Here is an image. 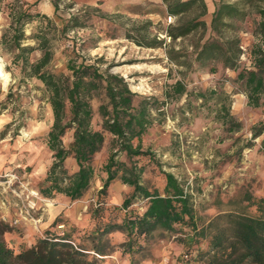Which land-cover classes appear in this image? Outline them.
<instances>
[{
  "label": "rangeland",
  "instance_id": "rangeland-1",
  "mask_svg": "<svg viewBox=\"0 0 264 264\" xmlns=\"http://www.w3.org/2000/svg\"><path fill=\"white\" fill-rule=\"evenodd\" d=\"M204 1L206 12L201 18L206 22L205 30L170 40L165 28L178 17L155 10L157 4L163 6L162 0H0V57L10 75L7 82L0 79V222L8 224L3 238L15 251L33 245L48 232L61 234L73 229L75 242L80 240L84 231L94 226L89 210L99 204L106 177L102 163L110 134L92 157L94 175L80 198L71 200L60 192L44 196L39 191L53 160L47 145L53 121L51 106L44 84L29 67L43 54L44 48L39 45L42 37L47 39L51 53L46 63L49 70L66 72L67 57L75 52L78 60L95 62L101 70L121 75L135 92L134 104L146 101L151 123L142 134L141 144L154 158L143 159L142 177L149 185L161 190L163 177L159 169L173 172L189 185L195 207L205 221L220 208H234L228 200H238L245 190L256 195L264 193V149L260 146L261 136L251 139L250 130L254 122L264 120V109L249 105L240 82L235 80L238 70L250 65L249 48L256 40L253 28L257 15L250 6L243 5L248 11L245 18L234 21L235 28L222 32L225 37H239L242 52L237 68L225 67L219 60L202 64L194 58L193 45L201 36L203 40L211 34V13L219 0ZM20 8L29 14L22 24L21 44L33 46L23 55L29 62L25 70L11 39L15 23L10 26V20L15 13L9 12ZM195 12L193 8L182 18ZM71 15H78L84 25L63 31L62 23ZM142 34L145 40L153 35L164 37L182 55L175 61L168 57L165 46L137 44L136 39L144 40ZM175 80L183 82L187 93L174 90ZM202 91L205 97L199 95ZM104 98L103 93H95L90 100L94 127L99 124L98 105ZM221 105L226 109L218 111ZM225 111L239 123L238 127L234 125L235 129L230 130V123L223 122ZM71 138L72 131L68 130L62 140L66 144ZM249 140L252 144L247 145ZM119 156L124 158L123 154ZM64 164L68 171L77 168L71 156ZM131 188L114 178L103 197L105 204L120 206ZM144 200H136L129 208L142 210ZM54 219L59 220L57 224H52ZM108 236L115 247L106 255H96L101 264H195L193 259L188 260L190 252L181 240V232L155 231L137 253L126 252L118 245L126 238L123 232ZM192 244L195 252L206 242Z\"/></svg>",
  "mask_w": 264,
  "mask_h": 264
},
{
  "label": "trees",
  "instance_id": "trees-1",
  "mask_svg": "<svg viewBox=\"0 0 264 264\" xmlns=\"http://www.w3.org/2000/svg\"><path fill=\"white\" fill-rule=\"evenodd\" d=\"M161 4L163 6L157 4L156 11L178 17L165 28L170 40L195 30H205L206 22L201 18L206 12L204 0H162ZM243 5L250 6L257 15L253 28L256 40L249 48L250 65L241 67L235 80L240 82L247 103L264 109V0L216 2L210 18L211 34L203 40L201 36L194 43L193 55L202 64L219 60L225 67L237 68L242 52L239 37H225L222 32L228 27L235 28L234 21L245 18L248 11ZM193 8L195 14L183 19L182 15ZM9 13H15L10 20V26L15 23L11 39L22 57V69L25 70L29 62L23 55L33 49L32 45L21 44L24 35L22 24L29 14L22 8ZM78 18V15L69 16L62 23V30L84 25ZM142 37L144 40H135L137 44L165 46L171 60L177 61L182 55L179 48L175 50L164 37L153 35L150 40H145L144 34ZM39 43L44 48L43 54L29 67L44 84L53 114L47 132V145L53 160L39 184V191L44 196L60 192L71 200L80 198L94 175L92 157L103 146L106 135L110 134L108 152L102 163L106 177L100 189L99 204L89 210L94 226L84 231L77 242L73 229L61 234L48 232L33 245L15 251L3 238L8 224L0 222V264H101L96 255H106L115 247L109 241V234L123 232L126 238L118 245L126 252L137 253L149 243L155 231L181 232L184 235L181 240L190 252L188 260L193 259L195 264H264V193L256 195L245 190L238 200H228L234 208L224 211L220 208V212L205 221L195 207L189 185L183 184L173 172L159 169L163 177L161 190L149 185L142 177L145 169L143 159L154 158L153 153L143 149L141 144L142 134L151 123L146 101L139 100L134 104L135 92L121 75L101 70L95 62L78 60L75 52L67 57L66 72L49 70L46 63L51 53L46 46L47 39L42 37ZM173 87L177 93H187L181 80H175ZM95 93H103L105 97V101L98 105L99 124L96 127L92 126L90 102ZM199 95L205 97L206 93L202 91ZM225 109L221 105L218 111ZM224 115L223 122L230 123V130L239 126L228 111ZM68 130L72 131V138L65 144L62 138ZM250 130L251 139L261 136L260 146L264 149V120L254 122ZM252 141L249 140L247 145ZM69 156L77 165L73 171H68L64 164ZM116 177L132 188L120 206H109L103 197ZM138 199H145L142 210L129 208ZM241 201L245 204L238 205ZM57 221L54 219L52 224H57ZM201 241L206 242L205 247H197L194 252L192 243Z\"/></svg>",
  "mask_w": 264,
  "mask_h": 264
},
{
  "label": "bare ground",
  "instance_id": "bare-ground-1",
  "mask_svg": "<svg viewBox=\"0 0 264 264\" xmlns=\"http://www.w3.org/2000/svg\"><path fill=\"white\" fill-rule=\"evenodd\" d=\"M8 73L5 71V69L3 67V63H2L1 57H0V79H2L3 82H7L8 81L9 76H10V75H8Z\"/></svg>",
  "mask_w": 264,
  "mask_h": 264
}]
</instances>
